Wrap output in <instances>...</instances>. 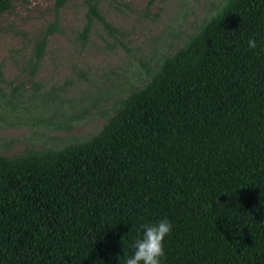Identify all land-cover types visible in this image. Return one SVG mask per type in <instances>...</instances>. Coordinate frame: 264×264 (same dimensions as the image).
<instances>
[{"label": "trees", "instance_id": "trees-1", "mask_svg": "<svg viewBox=\"0 0 264 264\" xmlns=\"http://www.w3.org/2000/svg\"><path fill=\"white\" fill-rule=\"evenodd\" d=\"M13 1L27 0H0V15ZM98 1L84 0L82 36L112 30ZM226 3L94 136L0 155V264H125L163 219L160 264H264V0Z\"/></svg>", "mask_w": 264, "mask_h": 264}, {"label": "rangeland", "instance_id": "rangeland-1", "mask_svg": "<svg viewBox=\"0 0 264 264\" xmlns=\"http://www.w3.org/2000/svg\"><path fill=\"white\" fill-rule=\"evenodd\" d=\"M225 0H99L111 27L85 25L84 0L13 1L0 15V155L57 150L94 136L118 99L213 16ZM52 25L42 57L32 48Z\"/></svg>", "mask_w": 264, "mask_h": 264}, {"label": "clouds", "instance_id": "clouds-1", "mask_svg": "<svg viewBox=\"0 0 264 264\" xmlns=\"http://www.w3.org/2000/svg\"><path fill=\"white\" fill-rule=\"evenodd\" d=\"M224 6H227L226 0ZM248 47H257L254 39L248 40ZM143 236L137 239L133 245L135 249L131 258H127L125 264H160L164 257V240L172 230V225L167 219L160 220L154 225H142Z\"/></svg>", "mask_w": 264, "mask_h": 264}]
</instances>
